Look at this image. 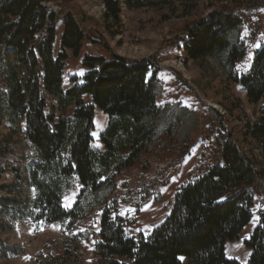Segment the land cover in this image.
I'll list each match as a JSON object with an SVG mask.
<instances>
[{
    "label": "trees",
    "instance_id": "obj_1",
    "mask_svg": "<svg viewBox=\"0 0 264 264\" xmlns=\"http://www.w3.org/2000/svg\"><path fill=\"white\" fill-rule=\"evenodd\" d=\"M100 1L105 13L104 25L98 27L108 30L122 28L124 9L164 10L172 18L185 19L194 11L193 3L201 0ZM260 1L264 3L230 0L223 10L187 23L182 41L190 61L218 58L228 81L244 89L246 101L238 99L228 108L243 112L244 126L230 130L220 158L205 174L179 188L170 216L149 236L128 237L124 220L112 219L105 209L95 243L99 264H181L182 258L188 264H240L227 259L226 245L252 221L253 189L264 183V42L244 74L236 66L246 57L247 45L232 44L231 38L244 23L235 12L255 8ZM70 2L0 0V129L8 123L11 132L22 135L36 154L27 170L25 158L0 170L14 178L0 184L3 234L12 233L22 222L75 223L83 218L82 196L71 208L65 207V195L74 181L83 185L84 197L114 184V177L133 167L158 135L160 68L154 58L85 56L84 76L72 77L70 88L65 89L68 52L78 57L86 41L98 42L87 21L66 10ZM50 4L60 5L61 12ZM246 104L258 108L256 120L246 112ZM96 110L108 119L101 135L104 152L94 147ZM6 153L0 141V158ZM28 189L33 190V199ZM246 246L251 250L248 264H264V210ZM20 255V248L0 242L1 258ZM41 258L39 264H64L60 258Z\"/></svg>",
    "mask_w": 264,
    "mask_h": 264
},
{
    "label": "rangeland",
    "instance_id": "obj_2",
    "mask_svg": "<svg viewBox=\"0 0 264 264\" xmlns=\"http://www.w3.org/2000/svg\"><path fill=\"white\" fill-rule=\"evenodd\" d=\"M229 1H196L193 3L194 11L185 19L172 18L164 10L129 12L124 9L122 28L104 30L98 27L104 25L105 13L100 0H71L66 10L78 19L83 17L98 42L86 41L78 57L68 52L70 59L66 65L65 89L70 88L72 77L84 76L85 56L110 59L112 55H118L130 61L154 58L160 68L158 135L133 167L114 177V184L103 186L84 197L81 195L83 185L78 180L74 181L64 202L65 207L71 208L82 196L85 214L75 223L22 222L15 225L10 234L0 233L1 243L21 249L20 256L0 257V264H39L41 257L44 261L60 258L64 264H99L94 251L105 209L110 210L112 219L117 216L124 220L128 237L141 233L149 236L165 222L174 207L179 188L205 174L220 158L221 144L230 130L244 126L246 121L240 109L228 110L231 104L238 103V99H246L242 89L228 81L218 58L193 62L182 48L186 24L205 18L213 11L223 10ZM49 6L61 12L60 5ZM235 14L243 18L244 23L233 33L231 42L243 41L247 45L246 57L236 66L239 73L245 74L250 71L255 53L264 42V3L260 1L255 8L239 9ZM62 22L60 20L58 25L60 35ZM255 33L258 34L256 37ZM225 56L226 52L220 58L224 60ZM2 91L0 80V94ZM245 109L253 120L258 118V108L246 104ZM107 121L105 113L96 110L93 137L97 151L105 150L101 135ZM0 141L7 148L6 155L0 158V170L22 158H25L24 168L27 170L36 160L34 149L22 135L12 133L8 123L0 129ZM13 181V176L0 172V184ZM253 191L256 196L252 221L237 240L226 245L227 259L240 264L249 263L251 250L246 242L259 226L260 212L264 210V183ZM28 194L34 198L33 190L28 189ZM181 264H188V260L182 258Z\"/></svg>",
    "mask_w": 264,
    "mask_h": 264
},
{
    "label": "bare ground",
    "instance_id": "obj_3",
    "mask_svg": "<svg viewBox=\"0 0 264 264\" xmlns=\"http://www.w3.org/2000/svg\"><path fill=\"white\" fill-rule=\"evenodd\" d=\"M216 107V106H215Z\"/></svg>",
    "mask_w": 264,
    "mask_h": 264
}]
</instances>
